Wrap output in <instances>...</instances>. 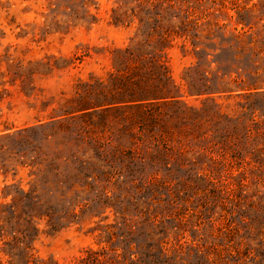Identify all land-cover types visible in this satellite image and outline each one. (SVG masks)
Instances as JSON below:
<instances>
[{
    "label": "rangeland",
    "instance_id": "rangeland-1",
    "mask_svg": "<svg viewBox=\"0 0 264 264\" xmlns=\"http://www.w3.org/2000/svg\"><path fill=\"white\" fill-rule=\"evenodd\" d=\"M0 264H264V0H0Z\"/></svg>",
    "mask_w": 264,
    "mask_h": 264
}]
</instances>
